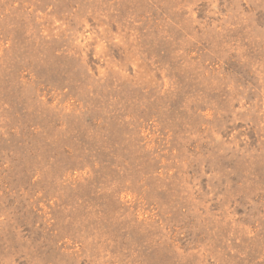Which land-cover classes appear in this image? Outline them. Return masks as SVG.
<instances>
[{"label":"rangeland","instance_id":"374dc122","mask_svg":"<svg viewBox=\"0 0 264 264\" xmlns=\"http://www.w3.org/2000/svg\"><path fill=\"white\" fill-rule=\"evenodd\" d=\"M0 264H264V0H0Z\"/></svg>","mask_w":264,"mask_h":264}]
</instances>
